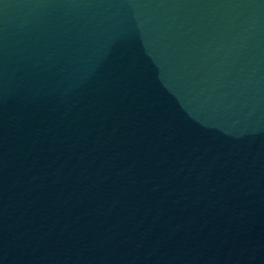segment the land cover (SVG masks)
I'll return each instance as SVG.
<instances>
[{
  "label": "water",
  "instance_id": "95a60500",
  "mask_svg": "<svg viewBox=\"0 0 264 264\" xmlns=\"http://www.w3.org/2000/svg\"><path fill=\"white\" fill-rule=\"evenodd\" d=\"M0 264H264V0H0Z\"/></svg>",
  "mask_w": 264,
  "mask_h": 264
}]
</instances>
